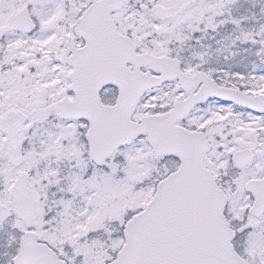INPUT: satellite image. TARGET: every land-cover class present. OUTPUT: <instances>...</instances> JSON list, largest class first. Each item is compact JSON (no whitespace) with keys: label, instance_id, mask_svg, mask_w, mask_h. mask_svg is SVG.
Instances as JSON below:
<instances>
[{"label":"snow or ice","instance_id":"1","mask_svg":"<svg viewBox=\"0 0 264 264\" xmlns=\"http://www.w3.org/2000/svg\"><path fill=\"white\" fill-rule=\"evenodd\" d=\"M0 264H264V0H0Z\"/></svg>","mask_w":264,"mask_h":264}]
</instances>
